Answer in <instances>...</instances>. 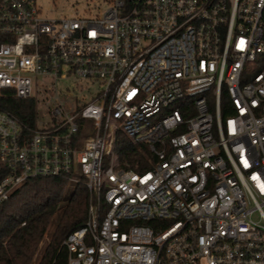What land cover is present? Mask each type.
Returning a JSON list of instances; mask_svg holds the SVG:
<instances>
[{"label":"built area","instance_id":"built-area-1","mask_svg":"<svg viewBox=\"0 0 264 264\" xmlns=\"http://www.w3.org/2000/svg\"><path fill=\"white\" fill-rule=\"evenodd\" d=\"M103 4L0 0V99L36 103L31 123L0 110V207L33 178L84 185L68 264H264V0ZM70 80L98 90L77 105ZM119 133L149 170L119 167Z\"/></svg>","mask_w":264,"mask_h":264},{"label":"trees","instance_id":"trees-1","mask_svg":"<svg viewBox=\"0 0 264 264\" xmlns=\"http://www.w3.org/2000/svg\"><path fill=\"white\" fill-rule=\"evenodd\" d=\"M0 110L31 123L36 103L11 95L0 99ZM117 157L119 167L126 170L151 168L148 147L132 143L122 133L118 135ZM70 185L64 179L33 178L0 207V264H68L63 241L88 220L90 202L84 185H78L68 197ZM47 238L48 244L39 260L38 254Z\"/></svg>","mask_w":264,"mask_h":264},{"label":"rangeland","instance_id":"rangeland-1","mask_svg":"<svg viewBox=\"0 0 264 264\" xmlns=\"http://www.w3.org/2000/svg\"><path fill=\"white\" fill-rule=\"evenodd\" d=\"M37 2L41 8L42 16L51 20H63L66 17H74L76 13L84 17H92L101 14L105 7L103 0H37ZM100 4L102 6L101 9L96 10L95 8L99 7ZM88 6L90 9H87ZM247 71L250 75H255L258 72V67H256L255 64H249L247 66ZM85 84L86 83L84 82L78 83L72 80L58 83V88L62 99H68L72 101V103L75 102L77 105H84V103L90 100L93 94H95L98 90V88H94L84 91L83 87H85ZM208 98L209 103L212 106L214 98L212 95H209ZM146 132V130L142 131L141 134H145ZM109 139H111V137ZM75 188V183L69 186L67 191L68 197L74 192ZM53 227H51L50 232L52 231ZM48 241L49 238L45 239L43 245L41 246L40 252L38 254L39 260L48 244Z\"/></svg>","mask_w":264,"mask_h":264}]
</instances>
